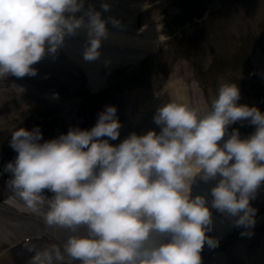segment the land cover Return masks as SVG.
Masks as SVG:
<instances>
[{
  "label": "clouds",
  "instance_id": "1",
  "mask_svg": "<svg viewBox=\"0 0 264 264\" xmlns=\"http://www.w3.org/2000/svg\"><path fill=\"white\" fill-rule=\"evenodd\" d=\"M101 7L109 11L108 4ZM108 22L123 28L91 5L85 10L84 0H0V79L35 77L32 65L46 54L55 58L66 39L82 31L83 59L99 60ZM239 99L237 84L224 82L204 112L171 100L153 117L159 134L132 133L118 146L109 143L122 127L114 106L98 114L91 130L70 128L51 141L40 143L39 127L14 131L10 146L18 155L5 167L11 191L32 213L46 208L48 226L85 229L69 236L63 251L57 245L35 251L30 264H54L65 256L79 264H202L205 244L215 248L218 241L206 235L213 223L208 201L191 196L197 176L204 182L220 177L211 207L238 217L236 227L253 228L250 200L264 182V114L238 105ZM244 120L255 132L245 139L237 129L229 135V127ZM44 190L54 196L47 198Z\"/></svg>",
  "mask_w": 264,
  "mask_h": 264
},
{
  "label": "bare ground",
  "instance_id": "2",
  "mask_svg": "<svg viewBox=\"0 0 264 264\" xmlns=\"http://www.w3.org/2000/svg\"><path fill=\"white\" fill-rule=\"evenodd\" d=\"M84 2L85 10L91 5L95 11L101 13L102 19L107 21L109 17H113L120 21L123 28L122 30L114 28L110 22L106 24L109 38L103 42L100 49L102 56L97 61L87 62L83 59L82 51L86 36L82 31L80 36L66 39L65 46L58 50L55 58L46 54L40 62L32 65L37 71L35 77L25 76L18 78L9 75L5 79H0V143L3 142L2 151L4 153L2 156L6 159L12 158L10 151H14L10 146L12 133L20 128L32 131L34 128L39 127L43 136L40 143H43L56 139L60 135H66L69 129L73 128L68 122V119L71 120L72 114H74V119L79 122L78 127L82 130H91L97 123L98 114L104 111L106 106H114L117 108V118L122 125L119 130L120 136L124 140L133 133L138 125H142L140 136L146 135L149 131H154V129H157V131L161 129L155 123L151 124L153 120L148 119L146 112L153 115L154 111L156 112L159 107L171 100L183 99L192 106H195L193 104L195 100L199 103L198 107L200 102L205 105V101L200 98V95L194 98L189 95V92H192V86H189L184 76L185 71L181 69V66L178 67L179 65L176 66V71L173 74L168 73L165 79L163 78L162 80L160 78L158 80L166 86L163 87L164 94L157 95L158 86L153 81L154 79H151L153 82L145 80L146 86H148L145 89H142L141 85L137 88L138 84L134 82L130 84L125 79L122 82L120 80L111 82L107 77L119 73L123 68L130 69L135 64L143 66L145 62L148 63V58H152L156 53V48L162 43L158 41L162 28L156 24L142 29L138 28L139 23H142L139 16L142 13H150L152 11V7H149L145 0H129L128 2L126 0H84ZM102 4H108L109 11L105 12L101 7ZM158 14H160V11L154 12V16H158ZM76 15L79 17L82 13H77ZM157 16L156 19H158ZM147 52L152 54L146 55ZM262 56L260 55V58L254 56V60L257 63L256 66L251 67L254 74L256 67L260 69L264 67V59L261 60ZM201 59L205 60L206 57L202 56ZM191 66H188V68L192 69ZM142 70L140 71L141 74H143ZM133 71L135 72V69ZM256 74L258 75L257 72ZM151 75L153 76L152 73ZM117 77L119 78L120 74ZM140 78L142 77L140 76ZM56 94H58V98L55 96ZM77 96H81L83 99L79 102V99H74ZM167 99L168 101H166ZM38 101L45 106L49 103L51 107L55 106L58 114L52 110H47L44 114L46 117H54L53 120L44 122L39 118L45 116H43L42 111L38 110L40 108L38 104H34V102L37 103ZM20 102H26L31 105H28V111L32 116L24 114L27 120L26 123L30 124L25 128L23 126L17 128L8 124L20 113H17V109H14L15 107L12 109L14 104L17 103L19 105ZM75 106H77L76 112H72ZM13 113L17 114H14L12 118L11 114ZM87 115L92 116L90 122L86 121ZM126 116H131L130 121L125 119ZM147 120L150 121L148 122V127L146 126L147 130L144 131L143 129L146 127H143V123ZM128 128H132V130H126ZM122 130L126 132L122 133ZM228 138V135L224 137L220 142L221 146ZM101 139L109 138L103 137ZM109 143L114 146L112 140H109ZM219 179L220 177H217L216 180L204 182L197 176L191 188V196L193 198L201 195L208 201L207 206L212 213L213 223L211 226L212 230L206 235L218 241V246L215 248H210L205 244L201 252L202 264H226L227 261L229 262V257L231 260L238 258L239 261L236 264H243L240 259L253 257V253L257 255L255 250L261 251V249H264V241L260 240V243L259 241L256 243L251 242L252 237L260 233L262 222H259L261 225L255 224L250 229L236 227L234 220L238 219V217L229 218L226 214L213 209L211 207L213 199L211 189L217 185ZM263 185L261 184L257 190L258 196L250 200L251 207L256 210L258 203L264 205ZM11 195L15 200L13 205L12 203L0 202V264H30L35 252L30 258L25 259L26 254L24 259H22V249H16L18 245L16 243L20 240L19 235L23 234V232V236H27V238H33L31 236L35 235L40 240L43 237L39 238V234H49L60 243L61 251H63V244L69 236L84 233L85 229L83 227L77 233H72L67 229L48 226L44 219L46 208L39 213H32L24 207L23 202L14 193ZM43 195L51 199L54 193L44 190ZM259 221H264V218L260 217ZM33 222H36L34 224L35 227L44 226V228H36L37 230L34 231V228L30 226ZM241 233H251V235H241ZM260 235L264 237V233ZM206 246L209 247L207 252ZM40 247H42L40 250L47 248V246L44 247L41 244ZM33 251L32 249L29 253ZM67 258L70 264H79V261H72L68 256L64 257V259ZM254 259L255 262L259 260L256 257ZM67 261L54 262V264H66ZM260 264H264V261H261Z\"/></svg>",
  "mask_w": 264,
  "mask_h": 264
},
{
  "label": "rangeland",
  "instance_id": "3",
  "mask_svg": "<svg viewBox=\"0 0 264 264\" xmlns=\"http://www.w3.org/2000/svg\"><path fill=\"white\" fill-rule=\"evenodd\" d=\"M145 2L152 7V11L139 16L142 23H139L138 28L159 25L162 31L159 33L158 41L162 43L156 48L152 58H148V63L145 62L143 66L135 64L130 69L123 68L119 73L107 77L111 82L115 80L122 82L125 79L130 84L138 82L145 89L148 87L145 80L153 82L151 79H154V76L151 73L164 71L166 78L170 70L173 71L176 66L193 64L195 72L184 76L189 84H195L203 91L210 106L211 101L218 95L221 83H236L240 91L238 105L256 107L264 114V67L263 69L256 67L255 74L251 70L252 66L257 65L254 56L263 55L261 60L264 59V54H260L256 47L259 49L260 46L264 47V0H145ZM158 11L160 14L156 15L158 17L156 19L154 12ZM202 56L206 59L202 60ZM141 70L144 75L140 73ZM159 76L163 77L160 73ZM77 97L74 99H79V102L83 98ZM16 104L12 109L15 107L17 113H20L11 114L12 118L14 114L17 116L8 124L16 127L22 125L25 128L30 124L26 123L24 114L32 116L28 111L31 105L20 102L16 108ZM34 104H38L40 107L38 110L43 112V116H46L44 114L47 110L57 113L55 106L51 107L50 103L47 106L40 104L39 101ZM40 119L49 122L53 118ZM233 129H237L241 139H245L255 132L256 126L244 120L232 124L229 131L232 132ZM262 188L264 189V185ZM259 204L255 224L261 225L259 222H262L260 231H264V221H259L260 217L264 218V205ZM34 224L36 222L30 225L34 231L44 228L42 225L35 227ZM23 234H20L19 238L23 237ZM45 237V244L48 247L55 245L53 237L49 235ZM208 249L206 246V252ZM64 260H68L66 264H70L68 258Z\"/></svg>",
  "mask_w": 264,
  "mask_h": 264
}]
</instances>
